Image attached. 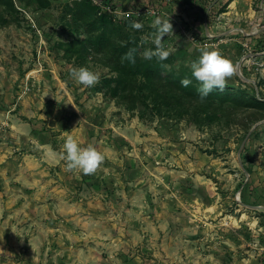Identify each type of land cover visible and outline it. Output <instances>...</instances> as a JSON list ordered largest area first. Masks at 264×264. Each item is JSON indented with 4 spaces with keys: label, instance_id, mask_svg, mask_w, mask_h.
Returning <instances> with one entry per match:
<instances>
[{
    "label": "rangeland",
    "instance_id": "374dc122",
    "mask_svg": "<svg viewBox=\"0 0 264 264\" xmlns=\"http://www.w3.org/2000/svg\"><path fill=\"white\" fill-rule=\"evenodd\" d=\"M156 17L164 75L195 91L127 76L134 108L110 48L144 58ZM204 46L235 72L201 100ZM67 135L104 154L95 174L66 169ZM0 264H264V0H0Z\"/></svg>",
    "mask_w": 264,
    "mask_h": 264
},
{
    "label": "clouds",
    "instance_id": "9594fccd",
    "mask_svg": "<svg viewBox=\"0 0 264 264\" xmlns=\"http://www.w3.org/2000/svg\"><path fill=\"white\" fill-rule=\"evenodd\" d=\"M153 15L155 14L153 13ZM130 27L139 30L143 25L132 21ZM152 27L155 29L153 33L155 49L145 50L143 57L145 59L156 57L161 61L166 60L170 55V51L165 48L163 38L173 33V25L170 22V18L162 19L156 17L152 23ZM199 51V57L191 62L190 68L192 76L201 85L197 91L201 100H203L213 89L223 90L226 87V81L234 74L235 67L232 61L224 57L219 50L209 49L207 46H204ZM135 52V48L129 49L122 57V60H129L134 63ZM70 77L77 84L85 87L94 86L99 82V75L84 66L79 68L73 67L70 70ZM191 82L188 78L180 81L183 87H188ZM77 111L79 110L77 109ZM61 158L65 161L68 171L80 172L84 175L95 174L105 160L104 154L98 151L95 146L89 144L87 147H81L72 135H67L65 138Z\"/></svg>",
    "mask_w": 264,
    "mask_h": 264
},
{
    "label": "trees",
    "instance_id": "16d2710c",
    "mask_svg": "<svg viewBox=\"0 0 264 264\" xmlns=\"http://www.w3.org/2000/svg\"><path fill=\"white\" fill-rule=\"evenodd\" d=\"M89 3V0H86ZM94 9L93 7H91ZM100 20H103L104 22L109 21L106 15H98ZM92 23H95L96 21H91ZM106 39V34L103 33L99 36V42L104 43V40ZM107 40V39H106ZM135 48L136 52L134 54V60L135 62H131L129 60H122V57L128 52L124 47L120 46H111L110 51L120 58V73L118 76L114 77H108L105 79V83L110 85L112 84L113 92H121L123 94L124 100H126L132 107H138V104L142 102V99L138 97L135 93V86L133 85L132 81H128L127 76H138L141 75L147 82L154 84L156 81H162V78L165 79L166 85H170L172 87H178L184 89L186 92H192L195 91L194 86L190 84L188 87H183L180 83L182 79H184L183 75H175L172 73H167V75H164V71L166 70V64L164 61L159 60L156 57H153L152 59H145L141 58L139 55V46L137 40L132 41L130 43V49ZM139 91L143 90V87L138 88ZM218 89H213L212 93L217 92ZM226 97L229 98H236L239 97L242 100L244 95H240L238 93H230L227 90L223 93ZM250 98H255V101L257 102V98L254 96H249V99H246V102L249 101Z\"/></svg>",
    "mask_w": 264,
    "mask_h": 264
},
{
    "label": "water",
    "instance_id": "95a60500",
    "mask_svg": "<svg viewBox=\"0 0 264 264\" xmlns=\"http://www.w3.org/2000/svg\"><path fill=\"white\" fill-rule=\"evenodd\" d=\"M240 64H241V61H238V64H237V71L240 73V75H242L241 71H240ZM243 76V75H242Z\"/></svg>",
    "mask_w": 264,
    "mask_h": 264
}]
</instances>
